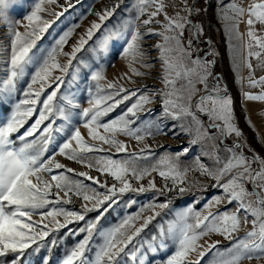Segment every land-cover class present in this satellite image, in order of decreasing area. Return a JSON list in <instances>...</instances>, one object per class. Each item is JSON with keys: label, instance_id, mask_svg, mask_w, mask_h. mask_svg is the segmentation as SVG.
Returning <instances> with one entry per match:
<instances>
[{"label": "snow or ice", "instance_id": "6c2138e0", "mask_svg": "<svg viewBox=\"0 0 264 264\" xmlns=\"http://www.w3.org/2000/svg\"><path fill=\"white\" fill-rule=\"evenodd\" d=\"M55 2L56 0L35 2L23 17L26 23L8 21L9 44L0 46V63L4 65V71L0 75V96L11 101L7 108L0 104V108H3L0 111V258L11 254L13 259L10 264H20L26 250L33 245L36 246V251L48 246V238L55 231L71 223L85 221L86 214L91 211L98 212L94 220L85 221V226L77 230L69 229V235L83 236L65 250L57 264H121V256L130 257L133 264H137V254L145 243L147 250L153 253L168 249L161 259L153 258L149 264H202L203 258L211 252H215V257L210 264H240L245 258H264V195L257 190L264 189V158L254 154L249 160L242 152L236 151L241 147L239 144L227 149L229 155L223 161L218 155L215 157L219 167L212 169L203 164L197 166V170L214 181L211 186L221 189L223 193V196L213 197L205 207L220 204L226 197L228 205H237L235 211H208L201 219L200 213H193L188 209L179 213L178 218L166 227L159 225L157 235L150 241H141L139 238L161 213L153 210L152 215L145 217L142 212L147 208H168L169 202L147 205L140 212L126 217L117 226L98 228L105 213L116 204L117 193L148 190L143 185L133 189L128 180L129 174L139 181L151 171H157L160 178L171 180V186L165 184L163 190H157L161 195L164 190L172 191L185 182L188 169L181 170L178 163L180 154L175 161L170 157H163L151 168H137L138 159L146 160L152 155L151 147L146 146L139 153H130L125 142L117 139L118 135H125L140 142L145 136L153 135L151 123L136 126L140 119L137 113L143 111L145 105L152 103L158 95L163 98L162 114L166 117L179 120L184 116H191L195 120L194 107L208 116L211 128H219L222 134L239 137L242 131L234 123L233 100L226 90L221 93L219 88L213 89L212 93L206 92L197 102H193V96L199 91L196 84H204L207 88V80L212 75L210 66L214 61H201L198 56L192 59L191 39L186 45L183 44L184 29L191 24V20L174 19L166 13L165 32H175V35L153 33L148 28L149 34L163 36V43L156 47L161 54L165 89L152 95L146 94V88L126 89L119 84V80L131 79L127 73L117 81H108L105 69L93 64L84 74V80L87 82L90 79L91 83L85 88L88 106L83 107L76 102L73 94L64 92V76H53V72L58 70L62 74L68 73L77 53L90 41L94 42L95 33L101 29L104 21L114 15L119 4L96 12L100 23L93 21L72 46L71 52H65L64 46L79 24H72L58 38L53 37L50 47L41 48L37 43L42 42V34L48 32L55 22L44 19L41 15L47 10L44 5ZM66 3L68 8L74 7L70 0H66ZM152 4H155V10L148 12L147 9ZM7 7V0H0V19H7L4 11ZM135 7L137 11L135 19L129 25L128 38L122 44L118 40L111 41L113 48L119 44L121 54L131 55L134 59L144 55L141 50L144 34L140 26L147 27L153 22L158 23L154 18L164 11L165 5L161 0H137ZM220 8L222 19L230 22V26L226 24L225 27L243 42L246 49L243 63L249 69V85H264V76L253 79L255 67L264 68V34L257 30V25L264 26V0H249L247 4L238 3L237 0H227V3L220 0ZM67 10L64 9L65 12ZM199 11L195 5L189 9L190 13ZM63 14L53 13L57 18ZM143 16L147 18L141 19ZM177 16L179 17V13ZM136 21H140V25ZM241 23L246 25L243 33L239 31ZM20 27H23V31ZM192 28L195 35L199 36L202 29L194 24ZM107 44L106 37L100 47L104 48ZM174 52L177 55L173 58ZM61 55L68 57L67 63L59 62L57 58ZM253 59L259 62L255 67ZM143 66L151 67L148 64ZM130 70L136 75H144L135 67L130 66ZM178 80L186 83L177 88ZM244 96L250 101H264V92H245ZM126 101L134 102L118 116L105 119ZM205 102H209L211 106L206 107ZM197 123L198 139L192 140L191 144H196L199 139H205L209 135L203 130V125ZM81 127L87 130V137L82 134ZM174 129L175 125V135ZM162 131L159 126L156 127L157 133ZM103 145H108L109 148L105 149ZM111 148L115 149L116 155L123 154L125 158H112ZM188 151V147L183 149V153ZM96 153L106 155L94 158ZM58 157L75 161L89 170L95 169L101 176L112 177L114 182L111 186L101 183L89 171L77 172L67 167ZM257 161L260 163L259 169L252 167ZM72 175L93 181L100 188H104L105 192L100 193L97 188L89 187L83 180L72 179ZM225 177L228 178L225 180ZM246 184L252 186L251 193L248 192ZM149 189H155L154 180L149 181ZM178 190L183 193L186 189L179 187ZM252 194L257 197V206L246 201V197ZM73 196L85 202L81 211L64 207L72 203ZM36 215L39 219H33ZM61 216L63 222L56 219ZM249 216L252 217L251 229L243 236H236L241 227V217L247 223ZM48 218H51V227L49 223H45ZM190 219H194V223H190ZM137 220H142L139 226L136 225ZM210 232L222 235L230 241V245L221 250L220 242L215 241L203 248L198 241ZM94 236L100 237L101 242L93 250ZM156 240H159V244L154 243ZM50 244L54 247L56 240L52 239ZM200 248L203 250L199 251L198 259L190 260V254ZM90 251L94 254L90 255ZM44 259L47 264L48 258ZM138 264H144L143 258L139 259Z\"/></svg>", "mask_w": 264, "mask_h": 264}, {"label": "rangeland", "instance_id": "374dc122", "mask_svg": "<svg viewBox=\"0 0 264 264\" xmlns=\"http://www.w3.org/2000/svg\"><path fill=\"white\" fill-rule=\"evenodd\" d=\"M225 1V0H224ZM35 2L38 0H7L8 7L4 10L6 12L7 19H0V46H6L9 44V28L8 21H21L26 23L23 17L26 15L34 6ZM74 5L72 8H68L66 0H56L53 4H45L44 7L47 9L45 12L41 13L44 19L54 20L52 27L49 28L48 32L42 34V42L38 41V45L41 48L50 47L53 42V37L58 38V35L66 31L72 24H79V27L75 29L72 36L69 38L68 43L64 46L63 51L71 52L73 45L77 43L80 36L84 34L87 28H89L93 21L100 23L99 18L96 16V12H102L106 7L111 8L114 4H119V7L116 8L114 15L102 23V27L94 35V42L90 41L88 45L85 46L80 52L77 53L76 58L73 60L71 67L69 68L68 73H60L58 70H54L53 76L63 75L65 79V88L64 92L67 94H73L75 96L76 102H79L83 107H87V96L85 88L87 84H90V79L86 82L84 80V74L88 72L89 66L95 65L103 67L105 69V75L108 81H117L119 77L124 76L125 73L128 74L131 79H121L119 84H122L126 89H147L146 94L152 95L153 93H159L161 90L165 89L163 82V70H162V61L160 59V51L156 47L157 44L163 43V36L156 34H149L148 28L152 29L153 33H162L166 35H175V32H165V25L167 20L165 13L168 17L174 19L184 18L189 19L191 9L194 0H161L165 5L164 11L161 12L158 16L154 18L152 24L147 27L140 26L142 33L144 34V39L141 41V50L143 56H137L135 59L129 55H122V49L119 47V44L116 48H113L111 45L112 40H118L122 44L128 38V32L130 31L129 25L135 19L137 0H80L77 3V0H70ZM198 2V1H197ZM238 3L244 4L243 1H238ZM211 6L209 12L199 14L195 12L193 20L197 24V19H202L205 23L206 33L209 35V38L212 40L211 53L217 58V67L218 71H224L229 82H231V88H233L234 97H232L233 104L239 105V97L237 92V83L236 85L233 82L234 76L240 74H246V66L243 61L246 56V49L244 48L243 42L238 40L234 35L230 33L229 28H226L225 25L230 26V22L224 20L220 25L218 21L217 14L221 13V10H218L220 6V0H212L210 2ZM199 4L196 3V8L198 9ZM68 10L65 12L64 9ZM148 12L155 10V4H152L148 7ZM64 14L57 18L53 13ZM179 13V17L177 16ZM231 15V13H229ZM83 17V18H81ZM147 16L141 17L145 19ZM137 25H140V21H136ZM198 28V25H197ZM20 30L23 31V27H20ZM239 31L241 33L246 31V25L241 23L239 26ZM107 37L108 44L106 47L101 48L100 45ZM223 37L227 42L223 40ZM191 39V52L192 59H195L196 51L198 45L193 40V28L192 24L186 25L183 33V44ZM247 38L245 37V40ZM174 43V42H173ZM228 45V46H227ZM227 47H231V52ZM235 52V54H234ZM177 53H172L174 58ZM201 55V54H200ZM236 55V56H235ZM203 56V55H201ZM61 63H67L68 57L63 55L57 58ZM201 61L209 60L202 59ZM144 64L151 65V67H144ZM131 67L137 68L144 75H136L131 70ZM210 66V71H211ZM4 71V65L0 63V75ZM244 73V74H243ZM175 73L173 72L172 77ZM75 77V79H74ZM207 80V88L204 84L197 83L196 88L199 91L193 96V101L195 98L203 94L204 92L210 91L216 88L221 90V93L224 92L223 86L214 87L209 79ZM242 78V77H241ZM241 80V79H240ZM238 81V83L240 82ZM243 80V79H242ZM245 82V80H244ZM23 83V82H21ZM186 83L183 80H178L176 87L180 88L181 84ZM243 83V81H241ZM229 96L231 94H228ZM162 97L158 95L152 103L145 105L143 111L137 113L140 119L137 121L136 126H143L145 124H152L153 135L145 136V138L137 142L135 139L125 135H118L117 139L122 140L127 145L128 152H137L139 153L141 149H144L146 146L151 147L152 155L148 159H138L136 164L137 168H151L153 165H156L158 161L163 157H170L174 161L176 160L178 154V163L181 167V170L187 168L188 171L185 174V182L182 185H177V188L172 191L164 190L161 195L157 190H163L165 184L171 186V180H165L159 177L157 171H151L149 175L144 176L143 179L137 181L133 179L131 174L128 175V180L132 184V188H139L141 185L145 189H148L144 192L137 191H128L124 194L117 193V202L112 206L111 209L105 213L104 217L101 219L98 228L107 229L119 225L126 217L134 215L141 211L147 205H159L161 203L169 202L168 208L160 209L159 207L147 208L142 212V216H149L153 214V210L160 212V216H157L151 224L141 233L139 238L141 241H150L153 236L157 235L158 226L163 224L165 227L172 221L178 218V214L182 213L188 209H191L193 213H200V218L202 219L208 211L213 213H223L227 211L229 213L235 211L237 205L235 203L228 205L226 197L223 199V202L216 204L210 208H206L205 205L209 204V201L213 197L223 196L221 189L212 187L211 185L214 181L203 175L201 171L197 170L198 164H203L208 168H217L220 165H217L215 157L218 155L223 161L227 155H229L227 149L234 148L230 147L228 144H222L221 138L222 133L220 129L216 128L210 129L206 123L204 117H201L197 114L193 107V111L196 112V119L194 120L191 116H184L179 120H173L170 117L164 116ZM134 101H126L124 104H121L115 112L111 113L109 117L105 118L110 120L115 116H118L127 106ZM0 104H3L4 108L10 107L11 101L7 98L0 96ZM206 107H210L209 102H205ZM151 109L149 112L148 110ZM234 113L236 114L237 119H241V131L242 135L236 137L242 141L249 139L253 141L252 132L249 127L246 126L242 118V113L239 112L238 108L233 106ZM3 108H0L2 111ZM67 110V108H66ZM203 125V130L208 132L209 135L205 139H199L196 144H191V141L198 139L197 126L198 123ZM173 125H175V135L173 134ZM159 126L163 129L162 132L157 133L156 127ZM182 129H186L182 130ZM82 134L87 137V130L81 127ZM167 133V134H164ZM258 134V133H257ZM234 135V134H233ZM259 136V135H258ZM226 141V140H225ZM98 143V142H94ZM249 150L246 147H243V150L246 155L250 153L254 155L253 145L248 143ZM105 149H108V145H103ZM188 147L189 151L183 153V149ZM113 154L112 158L114 159H124L123 154L116 155L115 149H110ZM239 152V151H238ZM183 153V154H182ZM106 155V153H96L94 158H99ZM58 159L67 165V167L75 169L77 172L80 171H89V174L93 177H98L101 183H107L108 186L114 182L113 178L108 175H103L96 171L95 169L89 170L86 169L83 165L76 163L75 161L67 160L64 157H58ZM252 159V158H251ZM258 163V162H257ZM256 164V163H255ZM254 168V164H252ZM71 175V174H70ZM228 177H225V180ZM74 180H83L86 185L89 187H95L100 193H104L105 189L100 188L98 185L94 184L93 181H89L86 178L77 177L72 175ZM154 180L155 189H149V181ZM119 186V185H118ZM248 189V192H252L251 185H245ZM183 187L186 190L181 193L178 189ZM258 190V189H257ZM259 191V190H258ZM260 192V191H259ZM262 195V194H261ZM134 201V203H133ZM246 201L251 202L253 206H257V197L255 194L249 195L246 197ZM85 202L75 196L72 197V203L66 204L64 207L68 210L81 211L82 204ZM89 207H91V202H89ZM98 215L97 211L88 212L85 216V221L94 220ZM33 219H39V216L36 215ZM51 218L45 220V223H49ZM57 220L63 222V217H57ZM251 219L247 223L243 222V217H241V227L236 236H243L244 233L251 229ZM85 221L74 222L65 228H61L58 231H55L48 238V246L40 248L39 251L35 250V245L32 248L25 251L24 256L20 260V264H46L45 257H47V264H57L58 259L63 255L67 248H70L77 240L81 239L83 234L78 236L69 235V229L77 230L80 227L85 226ZM190 223H194V219L189 220ZM142 223V220H137L136 225ZM51 227V223H49ZM52 239L56 240V245L51 246L50 241ZM215 241H219V247L221 250L227 248L230 245V241L226 240L222 235L217 233H208L207 235L200 238L198 241L199 245H202L203 248ZM100 237L94 236L92 242V249L94 250L100 243ZM159 244V240L154 242ZM139 246V245H137ZM203 248L197 250L190 254V260H197L199 251H202ZM168 252V249H160L157 252L153 253L147 250V244H144V247L141 249V252L137 254V264L139 259L143 258L144 264H149V261L155 258L156 260L161 259ZM90 255L94 254L92 251ZM215 257V252H211L203 258L202 264H210V262ZM2 264H10L13 256L10 254L7 257H3ZM121 264H133L130 257L121 256ZM240 264H264V258L262 259H242Z\"/></svg>", "mask_w": 264, "mask_h": 264}, {"label": "crops", "instance_id": "0c3cea01", "mask_svg": "<svg viewBox=\"0 0 264 264\" xmlns=\"http://www.w3.org/2000/svg\"><path fill=\"white\" fill-rule=\"evenodd\" d=\"M238 1L239 2L243 1L244 4H247L249 2V0H237V2ZM224 2L227 3V0H225ZM218 10H221L220 6L218 7ZM217 17H218L219 24L221 25L224 22V19H222L220 12H218ZM257 30L259 33L264 34V26L257 25ZM223 40L227 42V40H225L224 37H223ZM227 48L229 50L231 49V47H227ZM230 54L233 55V52H231V50H230ZM252 63L255 67L256 65H258L259 62L253 59ZM260 76H264V68L255 67V74L253 76V79H258ZM233 79H234L233 80L234 84L236 85L237 83L238 88L236 90L238 92V97H239V100H238L239 105H237L236 107V105L233 104V106L235 108H238L239 112L242 113L243 121L245 122L246 126L249 127V129L251 130L252 137H253V141L252 140L250 141L249 139H246L244 141L240 139L238 140H240L243 143V146L246 147L247 150L250 149L248 146V143H251L254 146L253 149H251L253 153L261 158H264V101H250V100H247L244 96L245 92H250L253 94H259L261 92H264V85H257L255 87H252L249 85L248 83L249 69L247 67H246L245 79H244V75H240V74L236 75V77L234 76ZM239 80L240 82L238 83ZM241 81H243V83H241ZM230 97L231 98L234 97V94L233 95L231 94ZM241 122H242L241 119L240 120L237 119L236 114L234 113V123L237 125L239 129H241ZM234 137H237V136L234 135ZM236 151L238 150L236 149ZM248 159L251 160V158H248ZM257 162H258V169H259L260 163L259 161ZM253 164L255 166V163ZM257 183L259 184L260 181L258 180ZM258 190L260 191L262 195H264V189H258Z\"/></svg>", "mask_w": 264, "mask_h": 264}, {"label": "flooded vegetation", "instance_id": "af4514ba", "mask_svg": "<svg viewBox=\"0 0 264 264\" xmlns=\"http://www.w3.org/2000/svg\"><path fill=\"white\" fill-rule=\"evenodd\" d=\"M211 1L212 0H198V2H197V4H199L198 9H200L199 14L205 13V15H206V12H209V9H210V6H211V4H210ZM197 25H198L199 29H202V31L200 32V34L198 36V40H196L194 38V36H193V40L195 39L194 41L198 45L197 50H202V52L200 54L204 55L206 52H209V51L211 52L212 40L209 38V35L206 33V30H205V27H204L205 23H204V21L202 19H199V18L197 19ZM206 39H210V41H211V46L209 48H207L208 47V43L205 42ZM213 56L214 55L211 53V55H206L205 59L212 60ZM217 74H222L224 76V79H225V81L227 83V86L220 80L219 77L217 78V80H215L214 76H211L212 77L211 78V80H212L211 84L214 87H217V86H220V85L223 86L224 87V91L227 90L226 87H228V89H229L228 94H232L233 95L234 92H233V88H231V82H229V80H228V78H227V76H226L224 71L221 72V69H220V71H218L217 61H216L215 69H214V75H217ZM214 130H216V128ZM234 141H239L243 145V143L240 140H238L236 137H234V135H232V134L231 135H226V143L228 145H230V147L232 146V143ZM237 150L239 151V149H237ZM248 154H250V153H248Z\"/></svg>", "mask_w": 264, "mask_h": 264}, {"label": "water", "instance_id": "95a60500", "mask_svg": "<svg viewBox=\"0 0 264 264\" xmlns=\"http://www.w3.org/2000/svg\"><path fill=\"white\" fill-rule=\"evenodd\" d=\"M197 1H198V0H194L192 6L195 5V7H196V3H197ZM191 8H192V7H191ZM194 15H195V12H192L191 15H190V17H189V19L191 20V24H192V25L194 24V25L197 26V24H196L195 21L193 20ZM193 36H194V38H195L196 40H198V36L195 35V32H194V31H193ZM205 42L208 43V47H207V48H209V47L211 46V41H210V39H206ZM207 48H206V49H207ZM201 52H202V50H197V51H196V56H198V57H200V58H202V59H205L206 55H211V52L209 51V52H206L203 56H201V55H200ZM212 60L214 61V64L211 65V66H212V67H211V73H212L211 76H214L215 80H217V78L219 77L220 80H221V81L227 86V83H226V81H225V79H224V76H223L222 74L214 75V69H215V64H216L217 58H216L215 56H213ZM211 76H210V77H211ZM209 81L212 82L211 78L209 79ZM226 89H227L226 92H227V94H228V92H229L228 87H226ZM212 92H213L212 90L207 91V93H212ZM205 93H206V92H204V93L201 94L200 96L204 95ZM200 96H198L197 98H195V100H194L193 102H197V101H198V98H199ZM194 109H195V108H194ZM195 111L197 112L198 115H200L201 117H204V118H205L206 123H207V125H208V127H209L210 129H214V128H211V127H210V122H209V118H208L207 115H205L203 112H200V111H198V110H196V109H195ZM225 140H226V134H222L221 143H222V144H227ZM236 144L241 145V147L239 148V152H243V153H245L244 150H243V145H242L239 141H234V142L232 143V146L234 147ZM245 156H247V157H249V158H252L253 155L247 153ZM254 168L258 169V163H257V162H256ZM251 187H252V186H251Z\"/></svg>", "mask_w": 264, "mask_h": 264}, {"label": "trees", "instance_id": "16d2710c", "mask_svg": "<svg viewBox=\"0 0 264 264\" xmlns=\"http://www.w3.org/2000/svg\"><path fill=\"white\" fill-rule=\"evenodd\" d=\"M197 13V12H196ZM195 40V39H194ZM195 42V41H194ZM2 262H3V259L2 258H0V264H2Z\"/></svg>", "mask_w": 264, "mask_h": 264}]
</instances>
